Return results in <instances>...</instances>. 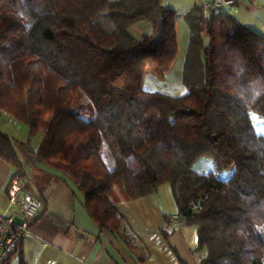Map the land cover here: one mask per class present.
I'll return each mask as SVG.
<instances>
[{"label": "trees", "instance_id": "obj_1", "mask_svg": "<svg viewBox=\"0 0 264 264\" xmlns=\"http://www.w3.org/2000/svg\"><path fill=\"white\" fill-rule=\"evenodd\" d=\"M177 18L162 0H0V111L26 124L28 153L42 133L36 162L79 189L99 228L123 224L115 186L136 200L169 184L200 264H264V137L252 123H264V37L194 8L187 94L146 91L144 74L163 79L176 60ZM143 21L154 34L136 39L129 28ZM16 144L0 132V159L24 176ZM201 158L233 172L198 174Z\"/></svg>", "mask_w": 264, "mask_h": 264}, {"label": "crops", "instance_id": "obj_2", "mask_svg": "<svg viewBox=\"0 0 264 264\" xmlns=\"http://www.w3.org/2000/svg\"><path fill=\"white\" fill-rule=\"evenodd\" d=\"M144 23L150 24L144 29L146 32L154 30L152 23L143 21L130 27L129 33L134 26ZM243 25L264 37L255 26ZM189 35L188 30V42ZM26 141L17 139L14 142ZM30 150L33 153L27 151L19 156L27 179L25 191L43 200L44 208L7 264H200L205 252L197 251V229L180 218L169 184L136 200H127L122 190L115 186L113 204L123 224L116 230L101 229L88 215L79 189L60 173L36 162L37 149ZM200 163L208 169L198 170ZM212 169L215 171V164L208 158H201L193 165L198 174L214 173L222 177V173ZM15 172L12 165L0 159L1 211L9 207L6 187ZM226 172L230 173L229 178L233 170Z\"/></svg>", "mask_w": 264, "mask_h": 264}, {"label": "rangeland", "instance_id": "obj_3", "mask_svg": "<svg viewBox=\"0 0 264 264\" xmlns=\"http://www.w3.org/2000/svg\"><path fill=\"white\" fill-rule=\"evenodd\" d=\"M241 3L242 4L239 6L228 7L223 11L233 16L239 22H242V24L253 25L258 28L257 30L264 33V0H242ZM162 5L173 8L179 16V19L176 23L179 50L174 62V66L169 71V73L166 74L165 78L159 79L152 73L146 72L143 76L142 88L144 90L150 89L151 92H159L172 97H180L184 96L188 92L187 88L182 83V70L186 56L189 30L188 25L185 22L184 15L196 8L194 7L195 0H162ZM149 25V23H144L142 24V26H134V28L130 30V33L136 39H141L143 36H149L147 34H150L152 36L154 34V30L150 31V29H148L147 32L146 30H144L146 29V27L148 28ZM203 35L206 36L207 34L204 32ZM205 41H207L206 37ZM87 104H89V101L86 98L82 99L80 102L74 100L73 110L79 111L81 106L86 108ZM252 123L256 133L259 136L264 137V123L262 119H260L256 115H253ZM0 131L6 133L11 139L13 138L14 141H17V139H21L23 141L27 139L28 141V128L26 124L20 122L14 116L8 114L7 112L0 111ZM42 138V133H37L35 136L29 139L30 148L35 151L37 149L38 151L42 142ZM15 148L17 154L21 157L25 152H27V150L20 144H16ZM210 161L212 164H214L211 159ZM202 167L208 169L205 164L202 165L200 163L198 166V170ZM213 172L217 173L216 168L215 171L213 170ZM222 174V178L226 179L230 173L225 171Z\"/></svg>", "mask_w": 264, "mask_h": 264}, {"label": "built area", "instance_id": "obj_4", "mask_svg": "<svg viewBox=\"0 0 264 264\" xmlns=\"http://www.w3.org/2000/svg\"><path fill=\"white\" fill-rule=\"evenodd\" d=\"M239 1L196 0L195 6L201 11L204 22L208 23L215 13L235 6ZM204 27L206 26L203 25ZM26 183L24 176L14 174L6 187L9 207L5 211L0 210V264L9 262L44 208L43 200L36 199L25 191Z\"/></svg>", "mask_w": 264, "mask_h": 264}]
</instances>
